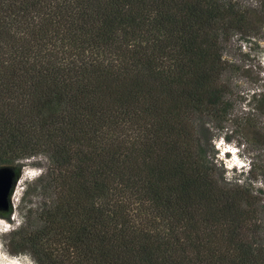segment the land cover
I'll list each match as a JSON object with an SVG mask.
<instances>
[{
  "label": "trees",
  "instance_id": "1",
  "mask_svg": "<svg viewBox=\"0 0 264 264\" xmlns=\"http://www.w3.org/2000/svg\"><path fill=\"white\" fill-rule=\"evenodd\" d=\"M247 13L0 0V164L43 154L56 170L39 224L10 243L36 264H264L262 189L209 156L230 105L222 49Z\"/></svg>",
  "mask_w": 264,
  "mask_h": 264
},
{
  "label": "rangeland",
  "instance_id": "2",
  "mask_svg": "<svg viewBox=\"0 0 264 264\" xmlns=\"http://www.w3.org/2000/svg\"><path fill=\"white\" fill-rule=\"evenodd\" d=\"M237 2L247 8L248 23L233 30L222 49L230 105L219 111L222 129L209 140V156L225 179L237 177V181L249 182L252 189L261 188L259 197L264 208V0ZM19 162L9 204L2 211L8 210V217L0 215V264H36L24 249L10 243V231L36 228V213L46 207L56 187V170L45 155L36 154ZM43 180L50 183L45 190L50 196L41 190ZM16 240L12 236V241Z\"/></svg>",
  "mask_w": 264,
  "mask_h": 264
},
{
  "label": "water",
  "instance_id": "3",
  "mask_svg": "<svg viewBox=\"0 0 264 264\" xmlns=\"http://www.w3.org/2000/svg\"><path fill=\"white\" fill-rule=\"evenodd\" d=\"M15 182L14 169L8 165L0 166V210L7 208L9 196Z\"/></svg>",
  "mask_w": 264,
  "mask_h": 264
},
{
  "label": "clouds",
  "instance_id": "4",
  "mask_svg": "<svg viewBox=\"0 0 264 264\" xmlns=\"http://www.w3.org/2000/svg\"><path fill=\"white\" fill-rule=\"evenodd\" d=\"M241 166H243V164H241V165H238L237 167H241Z\"/></svg>",
  "mask_w": 264,
  "mask_h": 264
}]
</instances>
